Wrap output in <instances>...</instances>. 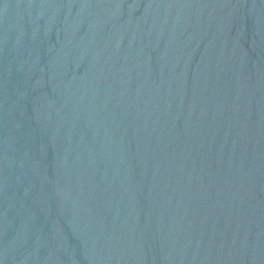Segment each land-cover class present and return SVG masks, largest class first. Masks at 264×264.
<instances>
[{
    "label": "water",
    "instance_id": "95a60500",
    "mask_svg": "<svg viewBox=\"0 0 264 264\" xmlns=\"http://www.w3.org/2000/svg\"><path fill=\"white\" fill-rule=\"evenodd\" d=\"M0 264H264V0H0Z\"/></svg>",
    "mask_w": 264,
    "mask_h": 264
}]
</instances>
